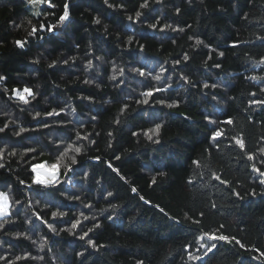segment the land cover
Instances as JSON below:
<instances>
[{
	"label": "trees",
	"instance_id": "obj_1",
	"mask_svg": "<svg viewBox=\"0 0 264 264\" xmlns=\"http://www.w3.org/2000/svg\"><path fill=\"white\" fill-rule=\"evenodd\" d=\"M257 101L264 0H0V264H264Z\"/></svg>",
	"mask_w": 264,
	"mask_h": 264
},
{
	"label": "snow or ice",
	"instance_id": "obj_2",
	"mask_svg": "<svg viewBox=\"0 0 264 264\" xmlns=\"http://www.w3.org/2000/svg\"><path fill=\"white\" fill-rule=\"evenodd\" d=\"M29 2L30 3H33V4H36V3H50V0H29ZM139 15H140V13H137V16H139ZM68 16H69L68 5L65 4L64 5V13L60 17V19L61 20H65V19L68 18ZM35 30L36 29L33 28V31H35ZM198 43H199V41H198ZM17 44H22V42L21 41H17ZM221 55H222V53H221ZM185 59H187V56H185ZM141 74H143V73H141ZM156 78L159 79V77H156ZM24 92H26L28 94H31V90L30 89H27V88L24 89ZM146 95H151V93H146ZM19 98L22 99V100H25V102H27L26 101V97L24 95H20ZM257 103H264V101H257ZM170 107H171V105H170ZM37 115H39V113H37ZM228 123H232V121L229 120ZM159 128H160V125H157L156 126V129L154 131L158 132L159 131ZM0 131H3V129H0ZM22 131H23V129H22ZM149 131H153V130H149ZM221 135H222V133L220 131L214 133V137H219ZM149 138L151 139V137H149ZM236 143L239 144L242 148L244 147L243 140L237 139L236 140ZM67 151L68 150H66L65 153H62L61 156L57 158V162L55 164H52L50 166V169L46 172V178H43L42 179L41 176H40V173L38 171L37 172V176H36V182H38V183H44V184L51 183L54 180L55 176H56V172H57V169L59 167L60 161L67 154ZM75 151L79 152L80 149L79 148H76ZM73 160H74V157H73ZM44 168H45V165L41 164V165H36L34 170L44 169ZM256 170L257 171H260L259 169H256ZM261 174L264 175V173H261ZM217 179H219V177H217ZM133 191H135V189H133ZM109 195H111V193H109ZM8 206L9 205H8V196H7V194L0 193V214L7 213L8 212ZM55 215H57V213H53V216H55ZM61 215H63V214L61 213ZM75 226L76 225H73V227H75ZM221 227H223V226H221ZM85 235H86V233H85ZM205 235H207V234H205ZM212 238L213 239H216L215 236H213ZM201 239H203V237H201ZM219 239H221V240H229V237L224 236V235H221L219 237ZM90 243H92V242L90 241ZM212 247H215V245H212ZM209 250H211V249H209ZM262 255H264V253H262Z\"/></svg>",
	"mask_w": 264,
	"mask_h": 264
},
{
	"label": "rangeland",
	"instance_id": "obj_3",
	"mask_svg": "<svg viewBox=\"0 0 264 264\" xmlns=\"http://www.w3.org/2000/svg\"><path fill=\"white\" fill-rule=\"evenodd\" d=\"M34 169H35V167H34ZM49 169H47L46 167L44 168V169H38V170H35L36 171V176H37V172L39 171V173H40V176H41V178L43 179V178H46V172L48 171ZM0 193H4L3 191H0ZM8 205H9V200H8ZM8 208H9V206H8ZM1 215V214H0Z\"/></svg>",
	"mask_w": 264,
	"mask_h": 264
}]
</instances>
